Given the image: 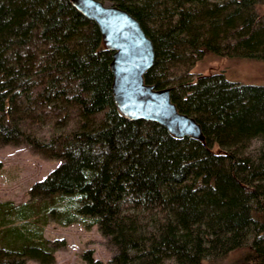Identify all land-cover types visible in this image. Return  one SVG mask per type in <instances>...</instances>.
<instances>
[{
	"label": "trees",
	"instance_id": "obj_1",
	"mask_svg": "<svg viewBox=\"0 0 264 264\" xmlns=\"http://www.w3.org/2000/svg\"><path fill=\"white\" fill-rule=\"evenodd\" d=\"M101 1L138 20L154 50L144 81L168 86L176 109L198 122L203 139L176 137L156 122L119 113L111 51L96 23L69 0H0V144L33 141L20 127L29 111L21 107L23 92L78 116L70 129L37 143L61 158L31 186L42 200L0 201V264L52 263L63 243L42 235L48 217L61 225L95 224L110 264H264V84L231 81L222 72L202 83L170 82L161 66L193 0ZM263 5L213 0L208 14L224 26L201 39V51L264 60ZM110 106L114 118L96 120ZM90 252L82 258L99 264Z\"/></svg>",
	"mask_w": 264,
	"mask_h": 264
},
{
	"label": "rangeland",
	"instance_id": "obj_2",
	"mask_svg": "<svg viewBox=\"0 0 264 264\" xmlns=\"http://www.w3.org/2000/svg\"><path fill=\"white\" fill-rule=\"evenodd\" d=\"M212 1L193 0L194 6L185 10L184 24L176 31L171 47L172 56L162 64V72L170 82L202 83L209 74L222 72L231 81L264 84V60L226 57L201 51V39L219 35L224 26L221 17L215 18L208 14ZM201 2L206 4L205 10L201 8ZM260 11L264 12V5ZM212 29L216 30L215 36ZM151 68L152 65L148 71ZM27 94L28 97L24 92L19 96L22 109L29 110L25 112L20 127L33 141L0 144V201L9 200L13 204L42 200L31 194V186L52 171L61 158L48 155L47 150H43L37 143L50 140L60 131L70 129L78 120L76 109H57L52 104H38L32 101L33 93ZM114 107L96 113V120L107 122L113 119L116 114ZM212 149L218 151V146L213 144ZM42 235L50 241L62 240L63 243L54 250V261L50 264H88L82 258V253L88 249L91 250V257L99 260V264H110L108 259L111 250L95 224L86 226L76 220L61 225L48 217L42 226ZM245 249L243 246L231 251L224 262L233 260ZM27 263L42 264L33 259H28Z\"/></svg>",
	"mask_w": 264,
	"mask_h": 264
},
{
	"label": "water",
	"instance_id": "obj_3",
	"mask_svg": "<svg viewBox=\"0 0 264 264\" xmlns=\"http://www.w3.org/2000/svg\"><path fill=\"white\" fill-rule=\"evenodd\" d=\"M69 1L96 23L104 48L111 51V95L119 113L130 120L156 122L176 137L189 135L202 140L198 122L176 109L169 87L155 88L144 81L143 73L153 63L154 50L138 20L125 9L105 1Z\"/></svg>",
	"mask_w": 264,
	"mask_h": 264
}]
</instances>
